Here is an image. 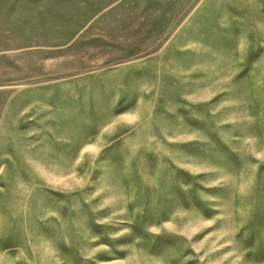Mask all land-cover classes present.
I'll return each mask as SVG.
<instances>
[{"label":"rangeland","instance_id":"rangeland-1","mask_svg":"<svg viewBox=\"0 0 264 264\" xmlns=\"http://www.w3.org/2000/svg\"><path fill=\"white\" fill-rule=\"evenodd\" d=\"M93 3L90 52H0V264H264V0Z\"/></svg>","mask_w":264,"mask_h":264},{"label":"crops","instance_id":"crops-1","mask_svg":"<svg viewBox=\"0 0 264 264\" xmlns=\"http://www.w3.org/2000/svg\"><path fill=\"white\" fill-rule=\"evenodd\" d=\"M68 0H3L0 3L18 4L25 3L27 17L26 27L29 35H39L43 38L32 41L24 47H11L0 52L16 53H55L59 52V57L64 53L76 58L81 52H90L91 41L105 31L96 30L95 25L99 21L106 20L108 13L113 7V3L108 6L98 7L95 0H74L75 5L67 6ZM21 11H24L21 10ZM13 13H19L18 6L12 9ZM81 13L75 16L74 22H68V13ZM100 18V19H99ZM79 20H81L79 22ZM12 26L14 24L12 23ZM19 26V24H18ZM48 36V37H47ZM54 55V54H52ZM72 58L71 56L68 58Z\"/></svg>","mask_w":264,"mask_h":264}]
</instances>
